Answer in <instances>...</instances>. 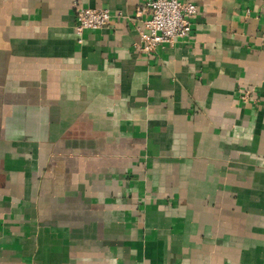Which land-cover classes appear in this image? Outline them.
I'll return each instance as SVG.
<instances>
[{"label": "crops", "instance_id": "obj_1", "mask_svg": "<svg viewBox=\"0 0 264 264\" xmlns=\"http://www.w3.org/2000/svg\"><path fill=\"white\" fill-rule=\"evenodd\" d=\"M148 1L0 0V264H264V0Z\"/></svg>", "mask_w": 264, "mask_h": 264}, {"label": "built area", "instance_id": "obj_2", "mask_svg": "<svg viewBox=\"0 0 264 264\" xmlns=\"http://www.w3.org/2000/svg\"><path fill=\"white\" fill-rule=\"evenodd\" d=\"M149 11L144 21L141 38L143 51L150 54L163 44H171L177 39H186L192 31V21L198 15V6L194 1L149 0L138 16ZM76 30L82 36L86 30H97L107 26L112 19L108 9L76 6ZM81 42V38L79 39Z\"/></svg>", "mask_w": 264, "mask_h": 264}]
</instances>
